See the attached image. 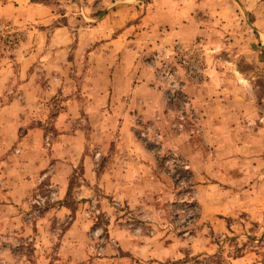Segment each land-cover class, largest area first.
<instances>
[{"label": "rangeland", "instance_id": "rangeland-1", "mask_svg": "<svg viewBox=\"0 0 264 264\" xmlns=\"http://www.w3.org/2000/svg\"><path fill=\"white\" fill-rule=\"evenodd\" d=\"M30 1L52 9L48 29L72 20L95 33L90 50L105 51L111 39L98 27L106 16L134 6L143 19L154 0ZM197 1H204L193 15L199 35L148 59L170 85L164 115L138 132L156 161L155 194L135 206V179L120 195L107 193L100 174L116 161L117 134L104 143L88 138L96 181L88 185L81 162L65 193L50 163L37 186L11 203L9 165L0 161V264H264V0ZM20 2L0 0V68L38 25L6 18L5 6ZM181 54L200 70L183 65ZM214 82L224 83L226 95L220 87L201 103L186 93ZM165 133L185 137L184 150L165 145Z\"/></svg>", "mask_w": 264, "mask_h": 264}, {"label": "crops", "instance_id": "crops-1", "mask_svg": "<svg viewBox=\"0 0 264 264\" xmlns=\"http://www.w3.org/2000/svg\"><path fill=\"white\" fill-rule=\"evenodd\" d=\"M203 5L197 0H154L143 19H137L134 6L117 7L98 27L100 37L111 39L105 51L90 50L95 33L75 29L72 20L48 29L55 18L48 5L21 0L5 6L7 19L41 26L36 24L32 38L0 68V161L9 165V202H21L50 163L53 180L64 193L69 175L81 162L92 184L95 164L88 138L104 143L103 138L115 134L116 161L100 174L107 193L118 196L125 182L135 179V197L130 199L135 198V206L155 194L160 185L150 175L156 161L138 132L142 124L164 115L170 85L148 59L152 50L194 40L202 29L193 15ZM220 87L226 95L227 87L220 82L203 92L187 86L186 93L202 103L206 96L214 100ZM186 143L185 137L165 133V145L184 150Z\"/></svg>", "mask_w": 264, "mask_h": 264}, {"label": "built area", "instance_id": "built-area-1", "mask_svg": "<svg viewBox=\"0 0 264 264\" xmlns=\"http://www.w3.org/2000/svg\"><path fill=\"white\" fill-rule=\"evenodd\" d=\"M181 58H179V60H181V62L183 63V65L187 66V68H191V71H199V67L197 66V64L194 61H187L186 58H184L185 56H182V54L180 55Z\"/></svg>", "mask_w": 264, "mask_h": 264}]
</instances>
